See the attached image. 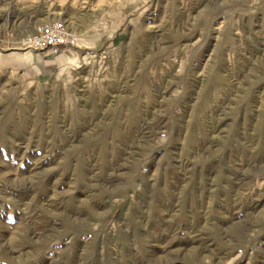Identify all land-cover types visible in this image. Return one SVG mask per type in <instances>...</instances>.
Here are the masks:
<instances>
[{"label":"rangeland","instance_id":"1","mask_svg":"<svg viewBox=\"0 0 264 264\" xmlns=\"http://www.w3.org/2000/svg\"><path fill=\"white\" fill-rule=\"evenodd\" d=\"M0 264H264V0H0Z\"/></svg>","mask_w":264,"mask_h":264},{"label":"built area","instance_id":"2","mask_svg":"<svg viewBox=\"0 0 264 264\" xmlns=\"http://www.w3.org/2000/svg\"><path fill=\"white\" fill-rule=\"evenodd\" d=\"M21 45L34 52L48 50L52 54L68 55L80 46V37L60 18L35 22L21 36Z\"/></svg>","mask_w":264,"mask_h":264},{"label":"crops","instance_id":"3","mask_svg":"<svg viewBox=\"0 0 264 264\" xmlns=\"http://www.w3.org/2000/svg\"><path fill=\"white\" fill-rule=\"evenodd\" d=\"M24 56L21 58V63L23 65L27 64H35L38 68L45 67V66H53L54 64H59V57L62 54L54 55L50 51L45 50L41 52H35L30 54H23ZM31 55V56H30ZM26 61V62H25Z\"/></svg>","mask_w":264,"mask_h":264},{"label":"bare ground","instance_id":"4","mask_svg":"<svg viewBox=\"0 0 264 264\" xmlns=\"http://www.w3.org/2000/svg\"><path fill=\"white\" fill-rule=\"evenodd\" d=\"M45 14L50 15V13H45ZM63 22H65L68 27L71 25V23L68 20H63Z\"/></svg>","mask_w":264,"mask_h":264}]
</instances>
